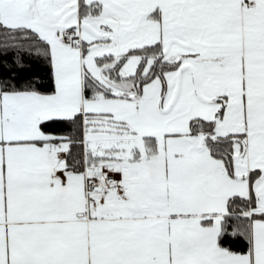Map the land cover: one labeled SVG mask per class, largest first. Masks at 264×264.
<instances>
[{"label":"snow or ice","instance_id":"1","mask_svg":"<svg viewBox=\"0 0 264 264\" xmlns=\"http://www.w3.org/2000/svg\"><path fill=\"white\" fill-rule=\"evenodd\" d=\"M0 264H264V0H0Z\"/></svg>","mask_w":264,"mask_h":264}]
</instances>
